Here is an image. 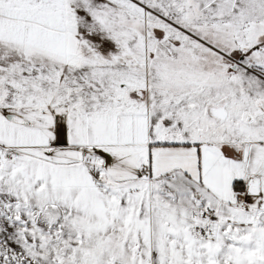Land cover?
<instances>
[{
	"label": "snow or ice",
	"instance_id": "snow-or-ice-1",
	"mask_svg": "<svg viewBox=\"0 0 264 264\" xmlns=\"http://www.w3.org/2000/svg\"><path fill=\"white\" fill-rule=\"evenodd\" d=\"M0 264H264V0H0Z\"/></svg>",
	"mask_w": 264,
	"mask_h": 264
}]
</instances>
